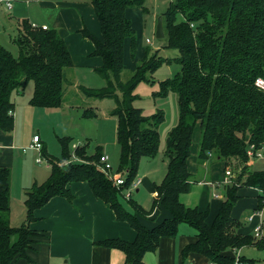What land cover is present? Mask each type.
Instances as JSON below:
<instances>
[{"label": "trees", "instance_id": "obj_1", "mask_svg": "<svg viewBox=\"0 0 264 264\" xmlns=\"http://www.w3.org/2000/svg\"><path fill=\"white\" fill-rule=\"evenodd\" d=\"M102 31V39L87 28L84 36L95 44L93 55L102 57L96 68L106 85L101 88L80 86L87 96L106 98L115 96L118 104L112 112L118 119L116 136L121 147V162L117 173L125 176V183L117 186L98 166L103 149L89 153L87 147L75 149L77 159L71 158L68 138H61L62 158L47 152L42 154L51 166L48 179L34 183L26 192V221L11 223V169L0 164V264H13L30 259L29 251L41 233L30 224L35 210L52 197L72 199V182L86 181L94 195L108 203L118 220L127 221L137 232L134 241L107 238L99 243L119 248L125 264H144L146 253L155 251L166 236L179 233L181 224L196 229L197 240L182 251L205 255L211 264H237L233 250L249 245L264 248V236L243 233V223L233 216L239 200L240 187H255L264 191V168L250 169L247 150L264 144V89L257 83L264 80V0H170L162 14L166 46L179 50L175 60L181 70L172 78L160 81L155 95L176 92L179 102V121L167 137L165 155L167 172L156 185L155 206L170 213L152 228L144 225L138 215H146L141 204L125 191L137 177L143 157H155L160 149L159 127L165 119L163 110L147 115L135 106V89L144 82L154 81L153 75L164 61L170 60L156 51L149 55L145 49L138 59L131 77L123 81L126 48L129 43L132 57L138 41L129 8L146 10V0H90ZM15 42L19 47L14 55L0 42V130L12 132L15 127L14 92H23L29 81H34L30 104L56 108L64 104L65 69L73 67V57L65 38L57 28L33 27L24 19ZM121 92V98L118 96ZM85 115H95L93 108L84 109ZM201 129L198 159L204 162L213 155L217 160L239 165L241 171L226 185L224 200L212 223L208 210L187 206L181 194L191 191L193 181L189 170L194 133ZM259 194L256 208L264 207V192ZM127 199L132 209L124 206L120 197ZM154 206V207H155ZM242 263L254 264V259L242 256Z\"/></svg>", "mask_w": 264, "mask_h": 264}, {"label": "crops", "instance_id": "obj_2", "mask_svg": "<svg viewBox=\"0 0 264 264\" xmlns=\"http://www.w3.org/2000/svg\"><path fill=\"white\" fill-rule=\"evenodd\" d=\"M11 1L13 3L11 9L7 8L5 3L0 2V4H4L10 11L16 6L15 1L22 2L21 5L25 3L28 7L27 10L18 7V15L23 16L21 17L22 19L19 17L16 21L18 33L22 28V21L25 18L29 22L36 23L39 26L47 25L49 28H57L65 38L73 57L71 71L74 69L77 76L84 73L97 72L96 68L103 64V59L100 56L92 54L95 44L91 38L84 36L81 31L87 28L95 37L102 39L101 25L90 0ZM135 11L144 12L142 8H129L127 15L130 19V15ZM129 50L130 46L128 43L125 65L127 56L131 55ZM143 53V49L138 46L135 57L132 58L131 56L133 62L128 64V66L134 67L136 60L140 59ZM93 78L96 79L95 77ZM88 82H91V78ZM34 111H41L43 113V110L32 108V112ZM13 114L14 118L17 117L19 123L21 116L17 106ZM199 133L201 136V129ZM35 135L39 134H33L29 140V144H27L28 146L32 144ZM39 136L42 141V136ZM17 142V126L12 132L0 130L1 165L8 167L12 165L15 161L16 150L18 149L23 153L34 150L27 148V151L24 152L23 148H18ZM191 156L189 157V170L193 186L190 192L181 194V200L187 206L208 210V222L212 223L224 200L226 185L222 181L225 177V169L231 167V163H227L226 160H217L213 155L206 161L200 162L198 154L195 153L194 165L196 169L193 170L190 165ZM165 158H161V164H158V162L148 163L144 168L145 170H142L140 166V173H138L137 177L141 179V183L135 190L138 194L134 196L133 192L131 195V198L141 204L146 211L151 210L146 215H138L141 222L149 228L170 217V213L167 210L158 207V205L155 206V198L158 193L156 185L163 181L167 172L168 159L166 155ZM262 160L264 161V159ZM256 161L259 160L250 162V169H260V167H254L255 163L253 164V162ZM232 162L236 163L235 160H232ZM47 167L51 168L50 164ZM200 174L207 176V179L202 178L197 180L196 176ZM34 182L39 183L38 177L32 179L31 182L28 179V181H25L21 185V194L19 196L24 208L19 213H15L13 209L10 188L11 222L17 219V222H21V225L26 221V192ZM223 187L224 193L220 190ZM69 188L73 194L72 199L65 196H55L44 206L35 210L36 218L31 222L30 226L34 231L40 232L41 235L29 251L31 260L20 259L13 264H125L126 255L121 249L110 248L99 242L107 238L134 241L137 234L136 230L127 221L118 220L111 206L94 195L88 182H72L69 184ZM260 193L259 189L248 186L240 187L238 190L240 197L233 209V216L243 223V226L240 228V231L243 233L254 234L257 220L250 222L247 217L243 220L242 212L246 206L252 210L257 207ZM262 234L264 236V232ZM196 240V229L189 224L183 223L180 225L177 235L163 237L159 247L155 251L146 253L144 264H211L205 255L199 253H189L186 258L183 256L182 251L185 246ZM245 251L251 255L257 254L258 256L260 251H264V248H259L256 245L242 247L240 249L241 255L250 258L245 255ZM263 262L264 257L254 259V264Z\"/></svg>", "mask_w": 264, "mask_h": 264}, {"label": "rangeland", "instance_id": "obj_3", "mask_svg": "<svg viewBox=\"0 0 264 264\" xmlns=\"http://www.w3.org/2000/svg\"><path fill=\"white\" fill-rule=\"evenodd\" d=\"M169 1L170 0H146L145 7L148 11H135L130 15L134 25L138 46L143 49V52L147 49L149 50V55H152L156 51H159L160 55L170 59L164 61L154 73V81H142L135 89V94L138 95L134 102L135 106L142 108L147 115L154 114L159 110H163L165 114V119L159 127L161 137L159 152L155 157H143L141 159L140 166L142 170H145L144 168L148 163L158 162V164H161V158H165L168 134L171 129L178 124L180 115L178 95L176 92L171 91L165 96L155 95L160 89V81L174 77L176 73L181 70V65L175 60L180 54L179 50L166 46V38L161 39L156 36L158 18L168 9ZM21 3L22 2L15 1L16 6L11 11L8 10L4 4H0V42L16 56L19 54V47L15 42L18 35L16 21L19 17H23L18 15V7H22L24 10L28 9L25 3L22 5ZM131 10L134 11L135 9ZM147 39H150L152 43H148ZM129 56L126 58L125 69L121 75L123 81L131 77L138 62L137 59L134 67L128 66V64L133 62V57L131 58L132 54ZM71 69H65L66 80L64 85L65 98L63 107L39 108L31 105L30 99L34 92L33 80L29 81L23 92H14L13 100L15 102V107L17 106L21 116L19 123L17 117L14 118V128L17 126L18 132V142L16 145H18V148L27 147L33 134L38 133L42 136V143L46 146L47 152L55 157L62 158L63 146L61 138H68L72 159H76L75 149L79 146L87 147L89 153H94L101 147L103 152L110 156L111 164L113 168L117 170L121 162V147L116 136L118 119L112 112L115 110L118 100L115 96L106 98L87 96L86 93L80 89L81 85L88 88H101L106 85V81L97 72L84 73L77 76L74 69L72 71ZM90 78L91 82H88ZM118 96L121 98V92H118ZM32 108L43 110V113H41V111L32 112ZM90 108L94 109L95 115L84 114V109ZM199 130L200 127L196 129L193 139V151L190 159V165L193 170L196 169L194 165L195 153L198 154L199 152L201 140ZM38 156L39 154L35 150L23 153L18 149L16 150L14 163L9 166L11 169L12 206L15 213L23 211L24 208L19 196L21 194V185H23L25 181H28V179H30L31 182V180L36 177H38L39 183H43L50 175L51 168L47 167L49 164L47 158L41 155V162H37L36 157ZM253 164L255 168L264 167L263 160L253 162ZM230 165L231 167L229 168L232 170L235 178L241 169L237 164ZM202 178L207 179V176L202 174L196 176L197 180ZM223 189L224 187L220 190L224 193ZM137 194L138 192L134 191V196ZM120 198L124 206L131 210L132 207L129 201L122 196ZM252 212L253 210L246 206L242 212V219L248 218ZM11 223L12 225H20L21 222H17V219H14ZM247 249H249V247H247ZM245 255L252 259H261L264 257V251H260L258 256L257 254L251 255L245 251ZM260 264H264V262Z\"/></svg>", "mask_w": 264, "mask_h": 264}, {"label": "built area", "instance_id": "obj_4", "mask_svg": "<svg viewBox=\"0 0 264 264\" xmlns=\"http://www.w3.org/2000/svg\"><path fill=\"white\" fill-rule=\"evenodd\" d=\"M1 3H5L7 8L11 9L13 7V3L11 0H0ZM33 27H42L44 29L48 28L47 25H42L39 26L36 23H32ZM148 43H152L150 39H147ZM258 85L264 89V80L263 79H258L257 81ZM27 148H32L35 151L38 152L39 156L37 157V162H41V152L43 148V143L41 141V138L39 135H35L33 137V142L30 146L23 148V151H27ZM247 155L251 161L254 160H262L264 159V144L262 147H256L255 145L251 144L247 150ZM77 159V157H76ZM78 160V159H77ZM98 166L106 173V175L114 181V183L117 186H121L125 183V176L117 173L115 169L113 168L111 161H110V156L107 153H103L102 156L100 157V163ZM234 174L230 168L225 169V177L223 179L224 185H228L233 182L234 180ZM141 183V179L139 177H136L132 184L128 187V189L125 191V197L129 199L132 195V193L137 189L139 184ZM263 191V190H262ZM260 190V192H262ZM264 192V191H263ZM264 201V200H263ZM248 220L250 222H253L254 220H257L256 226L254 227V234L255 236L261 238L262 233L264 232V207L263 208H255L253 212L248 216ZM234 253V258L235 262L237 264H244L241 261L242 255L240 253V249L238 250H233Z\"/></svg>", "mask_w": 264, "mask_h": 264}, {"label": "water", "instance_id": "obj_5", "mask_svg": "<svg viewBox=\"0 0 264 264\" xmlns=\"http://www.w3.org/2000/svg\"><path fill=\"white\" fill-rule=\"evenodd\" d=\"M156 36H157V38H161V39L165 37L163 17L162 16H160L158 18V22H157V26H156Z\"/></svg>", "mask_w": 264, "mask_h": 264}]
</instances>
